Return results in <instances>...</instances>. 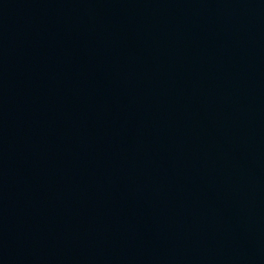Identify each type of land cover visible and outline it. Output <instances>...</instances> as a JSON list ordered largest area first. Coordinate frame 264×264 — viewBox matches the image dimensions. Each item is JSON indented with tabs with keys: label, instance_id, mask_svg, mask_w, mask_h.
Instances as JSON below:
<instances>
[{
	"label": "water",
	"instance_id": "water-1",
	"mask_svg": "<svg viewBox=\"0 0 264 264\" xmlns=\"http://www.w3.org/2000/svg\"><path fill=\"white\" fill-rule=\"evenodd\" d=\"M0 264H264V0H0Z\"/></svg>",
	"mask_w": 264,
	"mask_h": 264
}]
</instances>
